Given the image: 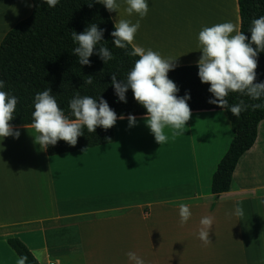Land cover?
Here are the masks:
<instances>
[{"label":"crops","instance_id":"obj_1","mask_svg":"<svg viewBox=\"0 0 264 264\" xmlns=\"http://www.w3.org/2000/svg\"><path fill=\"white\" fill-rule=\"evenodd\" d=\"M116 3L117 11L108 12L114 24L140 22L133 44L177 58V66L198 61L202 28L232 22L239 31L237 0H147L143 19L126 13L125 0ZM160 11L166 13L152 18ZM31 12L32 0H0V42ZM217 111H191V118ZM143 116L135 115L132 127L125 116L108 130L84 128L75 146L58 141L47 150L34 143L32 122L11 123L20 135L0 141V264L19 259L10 237L39 264H135L128 252L144 264H264V128L259 133L258 125L254 144L239 158L229 190L213 194L211 178L231 128L224 149L218 138L199 156L191 118L175 139L166 127L169 139L159 145ZM9 144L24 149L8 150ZM237 202L242 218L234 214ZM182 203L191 211L184 225ZM205 216L214 218L207 245L197 235Z\"/></svg>","mask_w":264,"mask_h":264},{"label":"clouds","instance_id":"obj_2","mask_svg":"<svg viewBox=\"0 0 264 264\" xmlns=\"http://www.w3.org/2000/svg\"><path fill=\"white\" fill-rule=\"evenodd\" d=\"M38 2L54 8L59 0ZM93 3L102 4L108 12H116L119 8L116 0H89L88 7L91 8ZM125 3V11L129 16L135 13L143 19L148 13L147 0H125ZM139 27V20L132 23L127 19H120L114 24L115 30L110 33L112 43L119 49L132 46L129 55L139 58L135 60L126 79L118 81L116 74H111V84L120 102H127L126 93L131 89L134 100L146 110L142 119L154 136L155 142L161 145L169 139L164 131L166 127L171 129L173 139L183 135L186 122L192 115L187 103L190 96L187 93L183 97L178 96L179 88L168 78L169 71L177 66V58L165 59L158 52L133 44ZM103 32L104 29L98 28L95 23L87 26L80 34L72 31V39L78 45L73 49V54L78 57L80 65L90 66L89 57L94 52L103 63L113 59L111 51L104 45L99 47L98 52L95 51L103 40ZM249 33L250 38L244 32L238 31L232 22H225L202 28L197 37L201 53L196 62L198 77L201 83L210 85L208 91L214 97L209 99L208 103L226 109L237 117L248 108H264V104L248 105L243 100L230 105L227 99L232 93L247 96L252 100L264 98V82H256L257 56L258 53L264 52V16L251 21ZM87 77L84 83L92 84L93 76ZM4 87L5 81L0 79V89ZM17 103L16 96L0 90V141L9 136L18 138L20 135L19 130H14L10 123L14 119ZM69 109L74 118L65 114L50 88L35 95L31 127L37 133L33 137L34 143L38 144L41 150H47L50 145L55 146L58 141L75 146L78 137L84 134V128L89 133H94L97 127L108 130L116 124L117 119H125L123 114L118 117L102 97L96 99L77 93L69 101ZM127 121L128 127L135 126L136 117L129 114ZM261 203H264V200ZM234 214L241 218L244 216L240 202H237ZM179 217L181 225L191 217L187 204L179 205ZM213 219L211 216H205L200 220L197 235L205 245L211 243L209 232ZM127 256L135 264H144L143 259L134 252H128ZM27 259V256H21L17 264H26Z\"/></svg>","mask_w":264,"mask_h":264},{"label":"trees","instance_id":"obj_3","mask_svg":"<svg viewBox=\"0 0 264 264\" xmlns=\"http://www.w3.org/2000/svg\"><path fill=\"white\" fill-rule=\"evenodd\" d=\"M89 0H59L54 8L46 3L32 0L31 14L11 28L0 42V79L5 87L0 89L18 98L14 119L10 122H32L34 97L47 88L59 106L70 118L69 101L77 93L80 96L102 97L107 101L117 116L144 115L146 110L133 98L129 89L126 93L127 102H120L111 84V74L117 80L126 79L135 60L139 57L129 55L132 46L119 49L112 43L110 33L115 30L114 23L102 4L93 3L88 7ZM240 26L239 31L249 36L253 19L264 16V0H237ZM95 23L104 29L103 40L96 47H107L113 59L107 63L94 54L89 57L91 65H80L73 49L78 46L72 39V31L80 34L87 26ZM253 47H255L253 45ZM256 82H264V52L258 53ZM93 76L92 84H85L87 76ZM179 88L178 96L186 93L191 111L224 110L226 112L232 137L227 150L219 160L213 172L210 191L219 194L228 191L232 176L239 158L254 144L257 138L258 125L264 120V108L252 110L248 108L239 117L226 109L209 104L214 99L208 91L209 84L201 83L198 67L195 64L179 65L167 74ZM230 105L240 100L245 104H264V98L252 100L247 96L232 93L228 97ZM99 102V101H97ZM10 247L18 257L27 256L26 264H39L30 249L18 238L7 239Z\"/></svg>","mask_w":264,"mask_h":264},{"label":"rangeland","instance_id":"obj_4","mask_svg":"<svg viewBox=\"0 0 264 264\" xmlns=\"http://www.w3.org/2000/svg\"><path fill=\"white\" fill-rule=\"evenodd\" d=\"M179 1L182 0H176V3H178ZM176 3L174 4V6L176 5ZM160 13L165 14L166 11L153 13L151 14V16H153L152 18H154V16ZM174 22L182 23L181 21H174ZM221 113L226 115L225 114L226 112L224 110H218L217 112L214 113L196 114L192 116L191 118L192 132L196 144V150L199 156L201 155L204 147L213 146L216 143V139L218 140V138L221 145H223V149L225 148L226 143L228 141L226 127H230V124L226 116H225V123L224 122L223 124L221 123ZM263 128H264V120L261 121L259 124V133H261V130H263ZM2 145L5 144L2 143L1 147H3ZM9 146L10 147L8 150L15 151V149H24L23 144H17L14 147H12V145L9 144Z\"/></svg>","mask_w":264,"mask_h":264},{"label":"built area","instance_id":"obj_5","mask_svg":"<svg viewBox=\"0 0 264 264\" xmlns=\"http://www.w3.org/2000/svg\"><path fill=\"white\" fill-rule=\"evenodd\" d=\"M50 264H57V263L52 262V263H50Z\"/></svg>","mask_w":264,"mask_h":264}]
</instances>
